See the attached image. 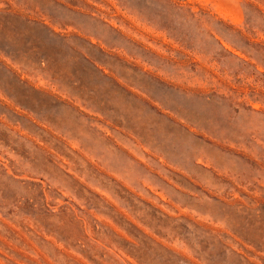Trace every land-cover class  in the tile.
I'll return each mask as SVG.
<instances>
[{
    "label": "rangeland",
    "instance_id": "rangeland-1",
    "mask_svg": "<svg viewBox=\"0 0 264 264\" xmlns=\"http://www.w3.org/2000/svg\"><path fill=\"white\" fill-rule=\"evenodd\" d=\"M0 264H264V0H0Z\"/></svg>",
    "mask_w": 264,
    "mask_h": 264
}]
</instances>
